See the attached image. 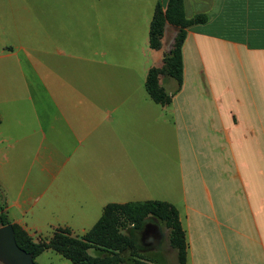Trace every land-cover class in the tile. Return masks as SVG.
Returning <instances> with one entry per match:
<instances>
[{"label":"crops","instance_id":"crops-1","mask_svg":"<svg viewBox=\"0 0 264 264\" xmlns=\"http://www.w3.org/2000/svg\"><path fill=\"white\" fill-rule=\"evenodd\" d=\"M168 1L0 0L5 212L38 242L58 228L85 235L109 204L165 202L179 213L185 264H264V0H184L187 19L208 20L187 29L182 86L159 76L171 97L161 105L145 84L179 32L167 24L151 48L156 6ZM35 85L43 108L33 102L23 124L11 102L33 101ZM149 242L155 260L175 262L170 244Z\"/></svg>","mask_w":264,"mask_h":264},{"label":"trees","instance_id":"trees-1","mask_svg":"<svg viewBox=\"0 0 264 264\" xmlns=\"http://www.w3.org/2000/svg\"><path fill=\"white\" fill-rule=\"evenodd\" d=\"M208 20L204 14L187 19L184 0H169L166 9L161 2L156 6L150 28V46L154 50L162 47V39L167 24L179 27L172 48L164 60L162 68H152L147 76L145 88L151 98L158 104L170 103L171 97L159 83V76L166 75L183 84V44L187 29L194 25L204 24ZM1 124V120H0ZM0 187V197H1ZM6 203L0 207V226L11 224L5 212ZM150 216L159 218L169 229V243L177 251L178 264L186 262L185 233L181 227L177 209L165 202L145 201L126 204H109L105 207L100 220L81 238L72 237L69 229L58 228L49 240L35 242L19 225L13 224L17 244L20 248L33 255L34 260L46 250H53L73 264H126L121 254L130 250L137 255L133 241L120 231L126 226L139 228ZM96 247L109 253L104 258L91 256L88 251ZM141 259V258H140ZM135 260V264H149Z\"/></svg>","mask_w":264,"mask_h":264},{"label":"rangeland","instance_id":"rangeland-1","mask_svg":"<svg viewBox=\"0 0 264 264\" xmlns=\"http://www.w3.org/2000/svg\"><path fill=\"white\" fill-rule=\"evenodd\" d=\"M205 74L203 73V70L199 73V76L196 77V83H200V86L198 88V90L200 88H203V85L205 83ZM195 79V78H194ZM34 90H35V96H34V100H28L27 96L24 97V99H20L18 101H14L11 102L12 103V107L18 111L21 112L20 116L18 117V119L23 123L26 124L25 121L28 122L29 119V115L30 114H26L24 113V111L29 110L30 112H32V106H33V102L35 104L36 109H42L43 108V90L41 85H35L34 86ZM31 101V102H30ZM30 102V103H29ZM39 122L42 125L44 122L43 119V115L39 116ZM194 143H195V149H196V154H195V160L198 161L199 164V169L202 172V160H203V148H202V133H197L194 134ZM197 145V146H196ZM34 148H27L25 150H23V154L21 157V162H22V167L21 170L26 168L27 166H31L32 161L34 160V153L36 151V144L35 146H33ZM35 168V166H33ZM2 197V195H1ZM1 197H0V207L3 204V202L1 201ZM123 235H125L126 237L130 238L135 246V251L137 255H132L130 250L124 252L122 255L123 258L126 259V264H135V260H139L140 258L142 259V261H145L149 264H161L159 263L157 260H155L153 258V254L150 253V249H151V242H149L150 238H153L156 242L155 244H160L161 246H163L162 244H166V246H169V235H170V231L169 229L165 226V224L157 217L155 216H150L148 217L143 224L139 227V228H135L131 225L126 226L125 228L121 229L120 231ZM72 237H77V238H81L83 235H74L72 232ZM53 236V235H52ZM51 236V237H52ZM37 237V241H41L43 240L42 238L39 239L40 237L38 235H36ZM35 237V238H36ZM50 237V238H51ZM33 238V237H32ZM50 238H46V240H49ZM159 241V242H157ZM163 248V247H162ZM166 248V247H165ZM168 250L169 247H167ZM88 253L93 256V257H98V258H104L107 255H109V253L105 250H101L98 249L96 247H92L89 249ZM46 259H44L42 262L40 259V264H60L58 262H53L52 259H48L47 257H44ZM140 259V260H141ZM55 260V259H54ZM165 260H166V264H178V257L176 256L175 262L173 263L171 260L170 256H165ZM36 264L38 263L35 259ZM39 264V263H38ZM68 264H72V263H68Z\"/></svg>","mask_w":264,"mask_h":264},{"label":"water","instance_id":"water-1","mask_svg":"<svg viewBox=\"0 0 264 264\" xmlns=\"http://www.w3.org/2000/svg\"><path fill=\"white\" fill-rule=\"evenodd\" d=\"M0 264H36L33 255L18 246L13 224L0 226Z\"/></svg>","mask_w":264,"mask_h":264}]
</instances>
